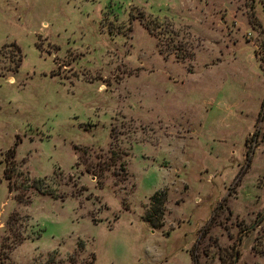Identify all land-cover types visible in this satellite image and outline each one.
Here are the masks:
<instances>
[{"label": "rangeland", "instance_id": "rangeland-1", "mask_svg": "<svg viewBox=\"0 0 264 264\" xmlns=\"http://www.w3.org/2000/svg\"><path fill=\"white\" fill-rule=\"evenodd\" d=\"M194 260L264 264V0H0V264Z\"/></svg>", "mask_w": 264, "mask_h": 264}, {"label": "trees", "instance_id": "trees-1", "mask_svg": "<svg viewBox=\"0 0 264 264\" xmlns=\"http://www.w3.org/2000/svg\"><path fill=\"white\" fill-rule=\"evenodd\" d=\"M18 51H19L18 53H20V50L19 49H18ZM17 62H19V63L21 62L20 56H19V60ZM18 67H19V64H18ZM194 264H197V262L195 260H194Z\"/></svg>", "mask_w": 264, "mask_h": 264}]
</instances>
